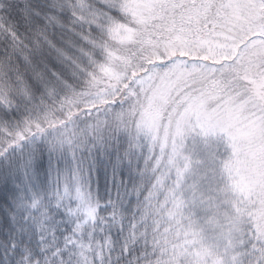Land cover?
Masks as SVG:
<instances>
[{
    "label": "snow or ice",
    "instance_id": "snow-or-ice-1",
    "mask_svg": "<svg viewBox=\"0 0 264 264\" xmlns=\"http://www.w3.org/2000/svg\"><path fill=\"white\" fill-rule=\"evenodd\" d=\"M0 264H264V0H0Z\"/></svg>",
    "mask_w": 264,
    "mask_h": 264
}]
</instances>
